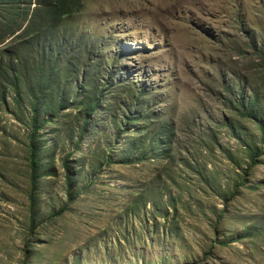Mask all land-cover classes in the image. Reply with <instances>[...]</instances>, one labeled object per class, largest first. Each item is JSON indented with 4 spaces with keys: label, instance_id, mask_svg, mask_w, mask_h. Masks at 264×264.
Segmentation results:
<instances>
[{
    "label": "rangeland",
    "instance_id": "1",
    "mask_svg": "<svg viewBox=\"0 0 264 264\" xmlns=\"http://www.w3.org/2000/svg\"><path fill=\"white\" fill-rule=\"evenodd\" d=\"M81 5L61 32L72 106L36 134L34 185L30 99L0 89V264H264V134L239 116L264 100V0ZM2 20L0 50L21 17ZM163 123V157L143 155Z\"/></svg>",
    "mask_w": 264,
    "mask_h": 264
},
{
    "label": "trees",
    "instance_id": "2",
    "mask_svg": "<svg viewBox=\"0 0 264 264\" xmlns=\"http://www.w3.org/2000/svg\"><path fill=\"white\" fill-rule=\"evenodd\" d=\"M83 0H0V17L3 18L5 26L7 18L15 21L21 17V23L9 33L14 36V42L8 47L0 50V89L5 93V88L17 98L22 89L28 95L30 108L31 134L28 145V163L30 169V180L32 185L37 178L50 176L41 159V147L36 145V134L43 130L45 120L54 118L56 112L63 106H72L68 101L69 90L68 79L64 76L75 74L74 63L69 60V44L72 36L67 32V37L61 34L67 25L68 18L80 10ZM82 39L79 38L78 42ZM77 43V42H76ZM2 87V88H1ZM101 96L100 91L92 92L85 101V107L79 113L83 114V124L87 123L86 115L93 113ZM135 103L140 105V98L145 94L140 91L135 95ZM257 95L245 103L240 100L239 116L258 123L264 134V107ZM143 114L138 121L146 122L147 125L156 122L158 118L155 111L147 109L146 104H141ZM146 108V109H145ZM90 112V113H87ZM124 124L129 122V115L120 116ZM235 139L239 135L231 126ZM170 130L166 123L156 129L150 130L147 151L143 154H154L152 159L163 157L162 145L168 140ZM158 147V148H157ZM156 148V149H155ZM158 149V150H157ZM251 160L259 158L263 152L251 150ZM140 158L133 159V161ZM128 162V161H124ZM226 243H223L225 245Z\"/></svg>",
    "mask_w": 264,
    "mask_h": 264
}]
</instances>
